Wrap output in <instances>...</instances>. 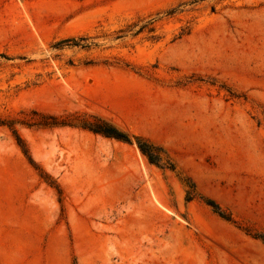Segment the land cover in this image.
<instances>
[{"label":"rangeland","instance_id":"rangeland-1","mask_svg":"<svg viewBox=\"0 0 264 264\" xmlns=\"http://www.w3.org/2000/svg\"><path fill=\"white\" fill-rule=\"evenodd\" d=\"M0 264H264V0H0Z\"/></svg>","mask_w":264,"mask_h":264},{"label":"trees","instance_id":"trees-1","mask_svg":"<svg viewBox=\"0 0 264 264\" xmlns=\"http://www.w3.org/2000/svg\"><path fill=\"white\" fill-rule=\"evenodd\" d=\"M82 128L88 129L94 133L101 134L106 137H111L120 141H124L127 143L131 142L130 135L118 130L112 125L108 124L105 121L96 120L94 123H84L82 124ZM20 140V139H19ZM21 141V140H20ZM139 150L148 157L149 161L152 163H158L160 161V155L158 154L157 148L149 145L146 141L139 140L138 142ZM25 155H28V151L24 150ZM28 159L31 158L28 156Z\"/></svg>","mask_w":264,"mask_h":264}]
</instances>
